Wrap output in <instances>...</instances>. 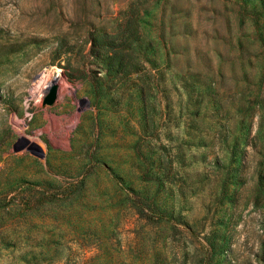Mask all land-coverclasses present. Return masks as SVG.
<instances>
[{"label":"rangeland","instance_id":"obj_1","mask_svg":"<svg viewBox=\"0 0 264 264\" xmlns=\"http://www.w3.org/2000/svg\"><path fill=\"white\" fill-rule=\"evenodd\" d=\"M259 2L0 0V189L27 178L66 194L83 180L71 201L7 224L0 264H264L251 139L262 110L254 95L264 94ZM130 7L140 10L142 52L156 59L141 69L153 83L148 160L137 155L142 131L129 107L139 79L99 101L88 79L99 65L89 36L115 32ZM43 74L65 82L51 104ZM20 136L45 156L14 150ZM240 160L239 181L225 184ZM151 173L158 182L143 179Z\"/></svg>","mask_w":264,"mask_h":264},{"label":"trees","instance_id":"obj_2","mask_svg":"<svg viewBox=\"0 0 264 264\" xmlns=\"http://www.w3.org/2000/svg\"><path fill=\"white\" fill-rule=\"evenodd\" d=\"M260 7L264 0H259ZM253 12H264V9H256L252 7ZM141 15L138 7H130L124 11L122 21L118 25L115 32L110 33L107 30H100L97 33H91L89 36L90 48L89 52L96 58L99 65L89 75V83L94 95V99L99 101L105 97H110V92L114 86L122 87L126 84L127 79H139V83L135 88L128 93L131 104L130 112L136 116L141 133L140 144L136 146L138 156L149 159L151 151H142L143 147L150 148L149 135L152 131V119L150 120V108L147 104V98L151 95L153 83L149 81V76L146 75L142 62H148L151 65H156V59L147 57L142 51L144 46L141 42L140 35ZM259 30V38L264 43V37ZM152 84V86H151ZM126 87V85H125ZM261 96V90L254 95V99L259 97L260 107L262 110L258 115V128L251 139L254 141L253 147H256L258 158L256 159L255 172L257 174V187H264V94ZM250 101V100H249ZM221 104L214 102V107L218 108ZM247 108H253L252 106ZM152 115V114H151ZM136 145V144H135ZM154 160L160 164L162 161V154L154 151ZM145 162V161H144ZM233 168L227 166L223 176V182H237L240 179L236 173L238 166ZM153 164V162H151ZM170 167V164H168ZM1 170V168H0ZM161 175L147 174L143 177L144 180H152L158 182ZM83 180L79 179L73 182V187L70 193H45L38 189V186L47 184L49 180H31L23 178L20 180L18 186L13 189L8 187H1L0 189V245L7 246L12 242V238L6 232L5 227L13 220L15 222L21 221L26 213L40 211L41 208H47L51 204H63L67 198L71 201L80 194L83 185ZM12 190V191H11ZM14 212L13 215L7 219L9 213ZM207 248L212 251L215 248V236L210 232L207 237ZM215 264V262L213 263Z\"/></svg>","mask_w":264,"mask_h":264},{"label":"water","instance_id":"obj_3","mask_svg":"<svg viewBox=\"0 0 264 264\" xmlns=\"http://www.w3.org/2000/svg\"><path fill=\"white\" fill-rule=\"evenodd\" d=\"M55 77H56V75L46 85L45 93L42 97L43 103L51 104L56 99L57 83L54 81ZM85 99L88 103L89 99L88 98H85ZM21 148H26L31 153H33L37 156H40V157L45 156V151L43 150V148L38 143H36L34 141H29L27 138L22 137V136L18 137L17 140L13 143V149L14 150H18Z\"/></svg>","mask_w":264,"mask_h":264},{"label":"bare ground","instance_id":"obj_4","mask_svg":"<svg viewBox=\"0 0 264 264\" xmlns=\"http://www.w3.org/2000/svg\"><path fill=\"white\" fill-rule=\"evenodd\" d=\"M50 80H51V79H49V76H48V75L43 74L42 77H41V79H40V82H43V83L48 84ZM56 81H57L56 83H58V84L61 85V86H64V85H65V82H64L63 77L58 76V77L56 78ZM61 88H62V87H61Z\"/></svg>","mask_w":264,"mask_h":264}]
</instances>
